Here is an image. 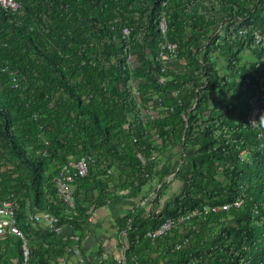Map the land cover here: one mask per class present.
Segmentation results:
<instances>
[{"label": "trees", "instance_id": "1", "mask_svg": "<svg viewBox=\"0 0 264 264\" xmlns=\"http://www.w3.org/2000/svg\"><path fill=\"white\" fill-rule=\"evenodd\" d=\"M21 2L0 5V200L15 203L28 264H67L79 242L65 228L83 240L92 206L142 192L150 209L139 201L111 224L121 264H264V0ZM163 17L177 45L166 60ZM243 50L252 63L241 64ZM215 54L228 56L227 76ZM69 157L89 165L75 215L54 202ZM177 182L181 193L162 203ZM35 211L60 217L62 233L29 222ZM168 218L183 220L149 236ZM0 264H24L19 237H0Z\"/></svg>", "mask_w": 264, "mask_h": 264}, {"label": "built area", "instance_id": "2", "mask_svg": "<svg viewBox=\"0 0 264 264\" xmlns=\"http://www.w3.org/2000/svg\"><path fill=\"white\" fill-rule=\"evenodd\" d=\"M22 0H0V5L9 11L17 12L22 7ZM160 29L164 36V43L162 45L161 56L164 60H166L165 51H169L171 53H175L177 51V45L175 43H171L166 39L167 33V22L165 17L162 18L160 22ZM131 29L124 28L123 33L125 35H129ZM165 64H167L165 62ZM165 70V69H164ZM163 70V71H164ZM163 82L166 80L164 77L161 79ZM158 106H161L159 104ZM164 109V107H161ZM262 119L261 110L255 109L250 121L253 125H257L258 120ZM155 158V155L152 157ZM143 163L145 161L143 160ZM89 174V165L85 158H76L69 157L66 162L61 166L59 172L53 179V184L55 187V200L56 204H60L68 215L77 214L76 212V199L74 195L75 182L78 178L86 177ZM88 214L94 215L96 211L94 210V206H92L88 211ZM29 222L40 223L45 227H49L50 229L56 231L57 233H62L63 228L57 227V224L60 221V217L53 215L49 211H35L28 212L27 214ZM182 218H168L161 227L149 233V236L156 237L167 231L174 228L178 223L182 222ZM70 228H73L70 226ZM10 235H14L19 237L22 240V254H23V262L24 264H28L30 257V248L27 242L26 237L22 233V231L18 227L17 219H16V206L11 197L0 200V237H7ZM71 238L78 241L79 244L69 250V254L76 258L77 264H85V259L82 253V239H80L79 235L71 234ZM123 259L120 260V262Z\"/></svg>", "mask_w": 264, "mask_h": 264}, {"label": "rangeland", "instance_id": "3", "mask_svg": "<svg viewBox=\"0 0 264 264\" xmlns=\"http://www.w3.org/2000/svg\"><path fill=\"white\" fill-rule=\"evenodd\" d=\"M219 29H220L219 26H215V27H213L210 30V33L211 34L216 33ZM213 59H214V61L216 63L217 70H218L219 74L221 76H223V77L227 76L228 75V71H227L228 56H226L224 54H221V55L215 54V55H213ZM240 60H241V64H250V63H252L255 60V58H254L253 54L249 50H243L242 52H240ZM169 63H171V65H174V67L176 69H180L181 68L180 64H178L177 62H169ZM212 97L214 99H217V93H215ZM180 153H181V151L177 150L176 156L174 157V160L170 159L168 162H165V159H163L162 161L166 165L172 164L174 166L180 160V157H181ZM243 157L247 159L249 157V155L243 154ZM171 178L172 177H169V179H171ZM181 191H182V183L181 182L180 183L177 182L175 184H171L170 187L168 188L167 192L165 193V196H164V198L162 200V203H165L166 201H168L170 199H174L176 196H178L181 193ZM90 195H91V199L89 201H90V203H92L94 201V199L97 197V192L93 191V192H91ZM153 198H154V196H152V195L151 196H147L146 192H142L141 194H139V197L137 199H135V200H132V199H121V200H119V201H117V202H115L113 204H110L109 206H107L108 207L107 209H111V211L114 214H112L110 212L109 213V220H107L106 222L112 223L114 221V219L117 217L118 214H120V215L126 214L128 209H131V207H133L139 201L141 203V207H146L147 206L146 209H150V207H151V203L150 202H152V201H150V199H153ZM148 202H149V204H148ZM92 217H93L92 221L94 222V220L96 219V214H94ZM104 218L106 220V218H108V216L104 217ZM96 225H100L101 227H96ZM90 227H91L90 229L93 230V232H95L94 235L96 237H99V238L102 237V240H104V242L105 241L113 242L114 240H116V236L114 235V231H111L113 229H111L110 225H109L108 228H105L106 226H102L101 224L97 223V224H95V226L93 224ZM65 230L67 231V233L73 234V235L81 236V234H82V230L79 229V228H75V227H73V228L67 227V228H65ZM83 233H84V239H85V237H87L88 234L90 233V230H88V229L84 230ZM84 239L82 241H84ZM98 242H99V244L101 243L100 241H98ZM109 242H108V244H109ZM101 248H102V245L100 244V249ZM105 259H106V261H109V262L113 261V257L112 256H108ZM121 259L122 258H121V255H120L114 261H116V264H121V262H120Z\"/></svg>", "mask_w": 264, "mask_h": 264}, {"label": "crops", "instance_id": "4", "mask_svg": "<svg viewBox=\"0 0 264 264\" xmlns=\"http://www.w3.org/2000/svg\"><path fill=\"white\" fill-rule=\"evenodd\" d=\"M107 208L108 207H106L105 209H103L101 211H96V213H95L96 219L94 220V223H98V224L100 223L102 226H106L105 228H108L109 225L111 227V224L114 223V221L112 223L106 222L107 220H109V213L111 212L112 214H114L111 211V209H107ZM107 216H108V218H106V220H105L104 217H107ZM118 216H120V214H118L117 217ZM111 231H114V235H116L115 234L116 230H111ZM94 234H95V232H93V230H91L90 233L88 234V236L85 237V239L82 243L83 257L85 259V264H116V261H114V260H116L120 255H121L122 259L124 258L125 250L123 248L122 249L119 248L118 242L116 240H114L113 242H109V241L104 242V240H102V237L101 238L96 237ZM98 241L101 242L100 244L102 245V248H103V249L101 248L102 250L100 249V244ZM108 242H109V244H108ZM108 256L113 257L112 262L106 261L105 258ZM66 260L68 261L67 264H77L76 258L70 254L67 255Z\"/></svg>", "mask_w": 264, "mask_h": 264}]
</instances>
